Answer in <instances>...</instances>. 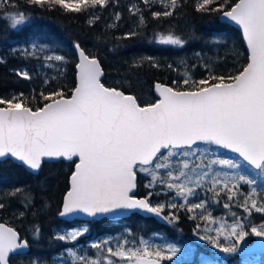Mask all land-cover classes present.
I'll return each instance as SVG.
<instances>
[{
  "label": "snow or ice",
  "instance_id": "1",
  "mask_svg": "<svg viewBox=\"0 0 264 264\" xmlns=\"http://www.w3.org/2000/svg\"><path fill=\"white\" fill-rule=\"evenodd\" d=\"M3 2L5 0H0ZM28 2L54 4L80 13L96 6L103 7L108 0ZM160 2L164 10L152 13L157 18L172 16L178 7V0ZM143 3L148 4L149 0H143ZM131 10L139 13L135 6ZM197 11L219 12L242 29L247 44V63L234 74L215 75L205 64L209 73L206 78L196 81L187 74L183 78L182 83L188 90L157 83L155 87L159 95L156 101L141 106L134 95L106 87L101 82L100 61L76 43L78 76L70 96H65L63 91H53L48 95L40 93L45 103L35 109L25 103L23 93L11 98L0 97V158H15L32 170H39L45 158H63L74 163L70 186L59 213L61 216L77 211L95 216L121 209L161 214L165 205L153 206L149 199L152 192L143 198L137 197V172L151 175L146 187L151 188L156 182L164 183L165 177L161 176L160 170L172 168L171 158L176 155L174 150L191 147L197 141L214 143L238 153L259 170V175H264V0H232L231 3L228 0H200ZM116 18L119 19V14ZM9 19L10 26L16 28L25 22L27 16L18 11L10 14ZM140 21L143 23V15ZM89 23H94V20ZM156 39L160 44L181 47L187 42L174 33L160 34ZM46 59L62 61L64 57L55 55ZM16 74L31 79L27 69H17ZM173 83L176 84L175 81ZM180 155L187 156L188 153L181 152ZM175 163L180 165L179 174L167 171L169 182L166 187L187 200L193 189L186 183L172 181L191 179L185 171L189 169L190 162L185 159ZM212 163L234 169L240 167L230 159ZM200 167L208 166L194 164L192 171ZM201 178L198 176L197 180ZM234 179L248 185L256 183L245 175ZM217 184L228 190L229 200L239 194V183H233L229 188L224 180L214 179L213 187ZM20 191L18 188L12 195ZM255 195L256 189L252 188L244 198L242 207L249 215L253 210L264 213V205L258 204L253 198ZM202 207L203 203L194 204L188 211ZM4 208L5 204L0 202V210ZM245 228L243 221L236 219L231 225L222 224L217 228L215 238H206L217 247H221V236L232 240L230 246L222 248L223 252L230 253L237 250L238 243L246 236L264 237V223L252 225L250 230ZM87 231L86 227L73 229L57 235L56 239L76 241ZM35 233H39V228ZM140 243L142 247H135V241L132 247H128V241L124 240L117 244L115 250L108 247V256L103 258V262L78 255L72 249L68 252L77 258L79 264H114L113 257L120 258L125 264H160L161 260L171 259L179 251L172 245L168 246L167 252L162 249L152 251L147 241L141 240ZM28 247V239L16 229L0 223V264H10L12 255L22 254V250ZM92 247L100 248L101 244H93Z\"/></svg>",
  "mask_w": 264,
  "mask_h": 264
},
{
  "label": "trees",
  "instance_id": "2",
  "mask_svg": "<svg viewBox=\"0 0 264 264\" xmlns=\"http://www.w3.org/2000/svg\"><path fill=\"white\" fill-rule=\"evenodd\" d=\"M199 2L178 0V7L172 16L157 18L152 13L164 10L160 0H149L148 4L143 0H108L103 7L96 6L80 13L54 4L5 0L0 3V97L11 98L23 93L25 103L35 109L45 103L40 93L48 95L53 91H63L65 96H70L77 83L76 43L90 56L99 58L105 72L103 83L106 86L134 94L142 106L156 101V83L188 90L182 83L186 74L196 81L206 78L208 69L215 75L234 74L247 63V48L242 33L223 21L219 12L197 11ZM133 6L139 9V13L131 10ZM18 11L25 13L27 19L12 28L9 15ZM117 14L119 19L116 18ZM141 15L143 23L140 21ZM90 20H94V23H89ZM132 32L135 35H127ZM168 33L179 35L187 42L182 47L160 44L156 38ZM37 48H41V52ZM50 53L64 59L48 60L46 58ZM17 69H27L31 79L19 77ZM210 147L215 149V146ZM221 153L240 159L234 154ZM242 163L247 165L244 161ZM74 167V163L66 159L45 161L39 172L33 173L11 158L0 161V202L5 204V208L0 210V221L14 227L23 238L28 239L30 247L25 254L12 255L11 264H31L33 261L36 264H53L56 259L67 255L66 251L76 243L58 240L57 235H63L75 227L88 229L77 238V243L94 239L99 241L96 244H101L100 248L88 244L86 250L83 247L78 250L80 255L95 259H102L103 255L108 254V245L115 250L117 244L124 240L128 243L139 242L159 234L158 240H163L164 244L158 248L165 252L169 245L179 250L192 247L195 250L177 262L164 259L163 264L264 263V255L241 253L257 238L255 235L246 236L244 245L240 241L237 250L230 253L223 252L222 248L230 246L232 240L219 241L221 247L198 240L201 235L206 236L207 225L212 218L241 219L246 225L245 230L264 223V213L253 210L249 215L242 207L245 196L251 192L250 185L243 181L228 183L229 188L233 183L240 185L237 189L239 194L232 200L228 199L229 192L223 189L222 184L213 187L210 182L185 200L176 195L174 189L166 187L169 182L166 173L164 183L156 182L149 188L146 185L150 183L151 175L138 171L137 196L145 197L152 192L149 199L153 206L165 205L161 214L146 217L133 213L116 220L102 217L70 222L63 220L59 213ZM18 188L21 191L12 195ZM255 197L261 199L264 205L262 192L257 191ZM200 203H203L202 208L188 211L192 205ZM173 204L176 207H171ZM36 228H39V233H35ZM202 253L209 254V257L202 260ZM67 261L65 264H79L78 260L73 263Z\"/></svg>",
  "mask_w": 264,
  "mask_h": 264
},
{
  "label": "rangeland",
  "instance_id": "3",
  "mask_svg": "<svg viewBox=\"0 0 264 264\" xmlns=\"http://www.w3.org/2000/svg\"><path fill=\"white\" fill-rule=\"evenodd\" d=\"M39 50H37L38 52H41V48H37ZM42 50H44V47L42 48ZM49 56H55V54L50 53ZM45 57V55H44ZM174 152H176V155L173 156L171 158L172 162H173V166L171 169H161L160 170V174L162 177H165L164 174L167 173V171L172 170L173 171V175H178L179 174V170H180V165L175 163L176 161H180V160H188L190 162V167L189 169H186L185 171L188 172V175L191 177L190 180H186L185 178H181L180 181H172L175 183H186L187 187H190L193 189L192 193H195L197 191H199V189L204 186L206 183L210 182L213 183L214 179L217 180H224L225 182L229 183V182H234V177L238 176V175H245L256 181L255 184L250 185V189L252 190V188L256 189V192H262L263 196H264V175H259V170L254 169V168H250L251 166L249 165V167L245 164L242 163V161H244L243 159H235L234 156L231 155H227V154H223L221 152H224L221 148L219 147H215V149H212L210 147V144H198L192 147H184L182 149H175ZM181 152H186L188 153L187 156H182L180 155ZM223 159H230L233 160L235 162H237L240 167L238 168H229L226 165H221L219 163H212L213 161H217V160H223ZM59 161V160H58ZM194 164H202V165H206L208 167H200L197 168L195 172L192 171V166ZM207 173V175H203L204 173ZM225 174H227V176H225ZM202 177L201 179L197 180V177ZM237 181V180H236ZM253 198H256L255 196ZM256 200L258 201V204L263 205V201L260 199L258 200L256 198ZM236 220V219H234ZM234 220H226L225 218H221V217H217V218H212L211 221L208 223V227L206 229V236L205 235H201V237H198V240L202 243V241H207L210 242L206 237H216V229L219 228L222 224L224 225H231ZM73 229H80V227H75ZM73 229H71L69 232H71ZM212 233V234H210ZM160 237L159 234H155L153 235L152 238H146V239H142L143 241H147L150 247V250H155V249H160L158 248L159 245H163V240L158 238ZM247 237H245L244 240H246ZM259 238V237H257ZM256 238V239H257ZM94 239H92L91 241H88L86 243H77L76 241H72V242H76L75 245H73L72 247H70L69 249H72L73 252H76L78 255L79 254V249H81L83 247L84 250H86L88 244H96V242L99 241H93ZM141 241V240H140ZM139 242H135V247H142L141 243ZM220 242H225V241H230L229 239H226L225 236H221L219 238ZM254 241V240H253ZM252 241V242H253ZM92 242V243H90ZM211 243V242H210ZM241 245H244V242L241 241L240 242ZM128 247H132L133 246V241H130L127 245ZM111 247V246H107ZM168 247V246H167ZM166 245H164V249L166 250ZM106 248V250H107ZM194 247L189 248L187 250H179L175 256H172L171 259H167V260H171L173 262H177L180 261L183 258H186V256H188L190 253H194L195 250L193 251ZM66 254L64 257H60L58 259H56L54 261L53 264H65V260H68L67 262L69 263H73L74 261L76 262L77 258L75 256H72L68 250L66 251ZM203 255H201V259L205 260V258L209 257V254L207 253H202ZM84 256V255H83ZM108 256V254L103 255L102 259H100L103 262V258ZM114 260V264H125V261L121 260L120 258H112ZM256 262H259L258 259H256ZM261 261V260H260ZM163 262V261H162ZM163 264V263H162ZM208 264V263H205ZM255 264H264V263H255Z\"/></svg>",
  "mask_w": 264,
  "mask_h": 264
},
{
  "label": "water",
  "instance_id": "4",
  "mask_svg": "<svg viewBox=\"0 0 264 264\" xmlns=\"http://www.w3.org/2000/svg\"><path fill=\"white\" fill-rule=\"evenodd\" d=\"M221 19L223 20V21H225V22H227V23H229V24H232L233 26H235L236 28H238L240 31H241V33H242V29L240 28V26L239 25H237L235 22H232V21H230V20H227V19H225V18H223L222 17V15H221ZM242 37H243V34H242ZM243 40H244V43H245V46H246V48H247V44H246V41H245V39H244V37H243ZM75 48V47H74ZM75 50H76V53H77V56H78V63H79V55H78V51H77V49L75 48ZM95 58H97L98 60H99V58L98 57H96V56H94ZM100 61V60H99ZM77 63V64H78ZM100 66H101V70H102V76H101V82L103 83V78H104V76H105V72H104V69H103V67H102V65H101V62H100ZM77 76H78V70H77V75H76V82H77ZM104 84V83H103ZM157 84V83H156ZM155 84V85H156ZM160 84H163V83H160ZM105 85V84H104ZM163 85H166V86H169V87H172L171 85H169V84H163ZM106 86V85H105ZM106 87H108V86H106ZM111 88H115V87H111ZM118 90H120V91H123V90H121V89H118ZM154 92H155V94H156V96H157V98H158V92H157V90H156V87H154ZM125 94H127V95H132V94H130V93H126L125 92ZM137 102L139 103V101L137 100ZM140 104V103H139ZM142 106V105H141ZM198 144H210V145H213V146H215V147H219V148H221L222 150H224V151H226V152H228V153H232V154H235V155H237V156H239V154L238 153H236V152H234V151H232V150H230V149H227V148H224V147H222V146H220V145H216V144H214V143H210V142H206V141H197L194 145H192V146H195V145H198ZM191 146V147H192ZM185 147H187V146H185ZM162 151H164V150H162ZM240 157V156H239ZM8 158H11V157H8ZM241 159H243L242 157H240ZM4 159H6V158H0V161L1 160H4ZM11 159H13V160H15L16 162H18V163H20V164H22L21 162H19V161H17L15 158H11ZM61 159H63V158H60V159H55V158H52V159H50V158H45L44 159V161H43V163L45 162V161H58V160H61ZM246 162V161H245ZM43 163H42V165H43ZM247 163V162H246ZM248 164V163H247ZM25 166V165H24ZM251 166V165H250ZM42 167V166H41ZM28 168V167H27ZM29 169V168H28ZM41 169V168H40ZM39 169V170H40ZM31 172H33V173H38L39 172V170H32V169H29ZM136 190H137V187H136V189H135V192H136ZM138 198H143V197H139V196H137ZM62 211V210H61ZM133 213H140V214H142V215H144V216H146V217H149V216H152V215H154L155 213H150V212H147V211H144V210H138V209H132V210H125V209H121V210H116V211H113V212H108V213H97L95 216H91V215H88L87 213H84V212H80V211H77V212H73V213H69V214H67V215H65V216H61L60 215V217L63 219V220H66V221H74V220H80V221H91V220H94V219H99V218H102V217H107L108 219H111V220H116V219H119V218H124V217H128V216H130L131 214H133ZM0 223H3V224H5L6 226H8V227H12V226H10V225H8V224H6L5 222H1L0 221ZM12 228H14V227H12ZM15 229V228H14ZM29 249H30V247H28V248H26V249H23L22 250V254H25V253H27L28 251H29ZM241 253H249V254H253V255H264V237H259V238H257V239H255L248 247H246V248H244L242 251H241ZM14 255H18V254H14ZM163 262H162V260H161V262H160V264H162ZM10 264H11V262H10Z\"/></svg>",
  "mask_w": 264,
  "mask_h": 264
},
{
  "label": "bare ground",
  "instance_id": "5",
  "mask_svg": "<svg viewBox=\"0 0 264 264\" xmlns=\"http://www.w3.org/2000/svg\"><path fill=\"white\" fill-rule=\"evenodd\" d=\"M131 94V93H130ZM132 95H134V94H132ZM139 101V100H138Z\"/></svg>",
  "mask_w": 264,
  "mask_h": 264
}]
</instances>
